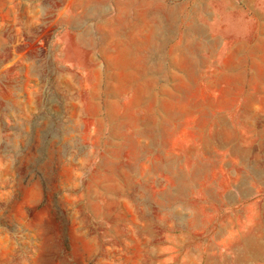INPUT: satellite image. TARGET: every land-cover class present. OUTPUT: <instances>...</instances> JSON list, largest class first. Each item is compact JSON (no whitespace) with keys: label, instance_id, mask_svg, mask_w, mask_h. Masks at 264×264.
Segmentation results:
<instances>
[{"label":"rangeland","instance_id":"rangeland-1","mask_svg":"<svg viewBox=\"0 0 264 264\" xmlns=\"http://www.w3.org/2000/svg\"><path fill=\"white\" fill-rule=\"evenodd\" d=\"M146 1L0 0V264H264V0Z\"/></svg>","mask_w":264,"mask_h":264},{"label":"crops","instance_id":"crops-1","mask_svg":"<svg viewBox=\"0 0 264 264\" xmlns=\"http://www.w3.org/2000/svg\"><path fill=\"white\" fill-rule=\"evenodd\" d=\"M167 1L168 0H164V2H163V5H160L159 3H157V6H162L163 8H165V9H167V10H175L174 8H169V6H168V3H167ZM151 3V4H154V1H146L145 2V4H146V7H147V3ZM143 3H144V1H143ZM145 6V5H144ZM148 8V7H147ZM158 25H160V23H158ZM145 28H147V31H146V36H145V40H146V43H147V45H149V35H148V31H149V25L148 26H146ZM153 36V41H151L152 42V44L153 45H159V43H160V45L162 44V42L159 40V36H157V35H152Z\"/></svg>","mask_w":264,"mask_h":264},{"label":"bare ground","instance_id":"bare-ground-1","mask_svg":"<svg viewBox=\"0 0 264 264\" xmlns=\"http://www.w3.org/2000/svg\"><path fill=\"white\" fill-rule=\"evenodd\" d=\"M147 22V21H146Z\"/></svg>","mask_w":264,"mask_h":264}]
</instances>
